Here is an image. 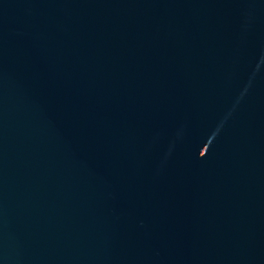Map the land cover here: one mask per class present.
<instances>
[{"label":"water","instance_id":"obj_1","mask_svg":"<svg viewBox=\"0 0 264 264\" xmlns=\"http://www.w3.org/2000/svg\"><path fill=\"white\" fill-rule=\"evenodd\" d=\"M0 264H264V0H0Z\"/></svg>","mask_w":264,"mask_h":264}]
</instances>
